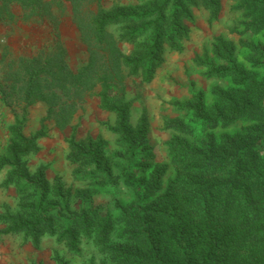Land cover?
Segmentation results:
<instances>
[{"label": "rangeland", "instance_id": "1", "mask_svg": "<svg viewBox=\"0 0 264 264\" xmlns=\"http://www.w3.org/2000/svg\"><path fill=\"white\" fill-rule=\"evenodd\" d=\"M60 1L55 0L52 5L53 16L48 15L46 21L39 23L15 22L6 14L1 17V14L0 83H3L8 60L20 55L37 54L42 47L55 41L67 49V60L72 68H77L86 60L88 52L72 23L70 2ZM162 1L102 0L101 5L110 10L116 7L142 10ZM215 3L212 9L206 0H178L179 7L176 10L171 1L167 10L170 25L166 26L161 46L156 50L153 75L146 80L148 64H145L138 74L128 78L125 97L131 104L127 124L131 127L132 137L138 128L143 129L139 140L131 142L114 132L112 128L117 124L116 113L101 109L98 96L93 95L64 128H59L52 117L45 118L43 136L37 140L39 151L23 156L22 160H25L24 171L28 179L34 178L41 168H44V182L49 186L54 184L55 178H60L64 201L70 207L69 213L75 216L80 215L77 212L83 211L82 207L89 205L101 212L108 209L116 212L119 205L132 209L147 208L149 226L153 228L154 234L172 225L178 228V232L187 235L193 227L202 224V237L211 235V238H220L227 243L223 246L226 247L224 250L219 247L224 257L221 264H246V255L252 250L250 245H254L248 232L264 224V205L258 204L255 211L249 212L245 226L239 217L240 199L226 204L223 187L216 185L232 178V169H202L200 173L192 170L191 176H187L170 149L171 138L177 135L186 139L192 148L201 149L205 144L213 143L216 153L222 149L228 150L231 159L235 153L231 147L233 140L255 138L254 131L249 134L248 129L264 128V115L258 118L251 112L229 122L212 123L210 120L217 113L227 114L235 104L245 100L261 101L264 106V0H215ZM172 24L176 25L175 28ZM54 26L57 27L56 33L52 29ZM121 26L109 25L108 28L117 36ZM168 32L174 35V47L167 42ZM122 45L126 53L133 51V44L123 40ZM208 64L215 68L235 66L248 73L261 87L258 90V87L243 82L240 75L234 73L209 74ZM198 95H202L203 111L200 115L185 107L197 102ZM9 100L14 103L13 96ZM15 105L19 117L25 119L24 134L32 135L41 128L47 110L43 101L28 107L24 106L23 101ZM167 119H180L188 128L181 131L170 128L166 125ZM14 120L11 106L4 103L0 92V160L8 159L9 127ZM72 134L74 140L84 144L86 149H94V142L104 144V157L98 162L99 165L86 157L72 159L75 158L70 147ZM253 146L251 152L254 159L242 162L244 170H247V178L264 171V136ZM241 156L243 158V153ZM9 168L7 165L0 170V213L17 212L20 204L25 202L17 194L14 184L3 186ZM175 179L177 184L172 183ZM191 181L212 186V191L207 194L209 216L205 219L198 216L193 205L185 204L186 208L180 202L192 196L199 200L204 193L202 187L197 186L195 189L191 184L179 187L180 183ZM170 188V198L157 203V199ZM250 191L253 199L257 190ZM50 198L53 199L52 196ZM174 200L180 207L177 214H184L179 222L165 220L160 213L165 208L162 204L174 205ZM4 226L0 222V229ZM91 226V231H95L94 219L91 220ZM94 238L93 232L79 231V249L72 251L65 241H58L56 235L48 233L41 235L38 248L28 239L24 242L21 233L0 234V249H4L0 252L4 255L0 264H57L56 252L67 264H111L96 246ZM262 262L264 257L261 258Z\"/></svg>", "mask_w": 264, "mask_h": 264}, {"label": "trees", "instance_id": "2", "mask_svg": "<svg viewBox=\"0 0 264 264\" xmlns=\"http://www.w3.org/2000/svg\"><path fill=\"white\" fill-rule=\"evenodd\" d=\"M54 1L0 0V16L6 14L15 22H43L48 15L53 16ZM66 1L70 2L72 23L76 26L80 40L88 52L86 60L77 68H72L67 60V49L62 43L55 41L42 47L37 54L20 55L5 63L6 71L3 83H0V92L4 103L11 106L15 120L9 127L11 136L7 150L8 159L0 160V170L7 165L10 167L3 186L14 184L17 194L25 202L20 204L17 212L0 213V222L5 224L0 229V234L21 233L24 242L28 239L35 248H38L39 238L42 234L48 233L56 235L58 241H65L68 249L76 251L79 249V231L93 232L96 246L108 257L111 264H221L224 257L219 247L224 250L226 247L223 246L227 243L220 238L215 240L211 235L207 238L202 237V224L193 227L194 229L187 235L178 232V228L172 225L166 229L170 227L173 229L164 231V228L162 232L156 231L154 234L153 228L149 226L147 208L132 209L123 205L117 206L116 212L111 209L101 212L89 205L82 207L83 211L77 212L80 215L75 216L69 213L70 207L64 201L63 183L60 178H55L54 184L49 186L44 182V168L39 169L32 179L25 176V160L23 161L22 157L39 151L37 140L43 136L44 119L52 117L59 128H64L70 124L77 110L93 95L98 96L101 109L116 113L117 124L112 128L114 132L131 142L139 140L143 129L138 128L132 137L131 127L127 124L131 103L126 101V83L128 78L138 74L139 69L145 64H148L145 70L146 80L151 78L155 68L153 60L156 50L161 46L166 26L170 25L167 21L168 7L171 1L176 10L179 7L178 0H163L152 8L142 10L133 7L105 9L101 5L102 0ZM206 3L212 9L215 8V0H206ZM59 9L62 10L61 7ZM117 24L122 26L120 34L116 36L108 26ZM175 26L172 24L173 28ZM52 29L57 32L56 26ZM173 36L168 32L166 37L172 47L176 45L172 40ZM140 37H143L142 41ZM123 40L133 44L132 52L126 53L122 45ZM208 67L209 74L234 73L240 75L243 82L258 87V90L261 87V84L253 80L248 73L235 66L215 68L208 64ZM7 81L10 83L6 84ZM97 87H100L99 91H96ZM12 96L14 103L9 100ZM197 99V102L185 107L200 115L203 111L202 95H198ZM20 101L27 107L37 101H43L47 105L41 128L32 135L23 133L25 119L20 118L15 110V104H20ZM250 112L262 118L264 115L262 102L245 100L241 104H235L227 114L217 113L210 120L212 123L229 122L241 114ZM166 125L180 131L188 128L180 119H167ZM251 131H254L255 138L246 141L237 138L231 142V147L235 150L231 159L228 150L222 149L220 153H216L213 143L205 144L200 149L192 148L186 139L177 135L170 141L171 153L175 161L182 166V170L187 172V176H191L192 170L216 171L220 167L232 169V178L216 185L223 187L226 204L240 199L239 217L243 219L245 226L249 212L255 211L258 204L264 205V171L247 178V170H244L242 164L254 159L251 152L253 145L264 136V128L262 130L260 127H252L248 129V133L252 134ZM73 134L70 147L75 158L72 159L86 157L95 165H99L98 162L104 157L102 152L104 144L94 142V149H86L84 144L74 140ZM172 183L177 184L178 181L175 179ZM187 184L195 186V189L197 186L202 187L201 191L204 193L199 200L192 196L181 199L180 202L186 208L187 204L193 205L200 218H207L209 216L207 194L212 191L211 184L205 186V182L191 181L180 183L179 187L183 188ZM254 189L257 190V195L252 199L250 190ZM170 192L171 188L157 199V203L166 202L172 195ZM175 201L177 200L172 201L174 205L162 204L165 207L164 211L159 209L165 220L179 222L184 218V214H177L180 207ZM93 219L96 223L95 231H91ZM117 228L118 233L114 236ZM248 233L254 245H250L252 250L247 253L244 263L264 264L261 263V258L264 257V224L249 230ZM244 238L246 239L245 234ZM55 260L57 264H67L57 252Z\"/></svg>", "mask_w": 264, "mask_h": 264}, {"label": "crops", "instance_id": "3", "mask_svg": "<svg viewBox=\"0 0 264 264\" xmlns=\"http://www.w3.org/2000/svg\"><path fill=\"white\" fill-rule=\"evenodd\" d=\"M17 248V247H16ZM4 249H0V252H2ZM1 255H0V259L2 260L3 258H4V255L2 254V253H0Z\"/></svg>", "mask_w": 264, "mask_h": 264}]
</instances>
